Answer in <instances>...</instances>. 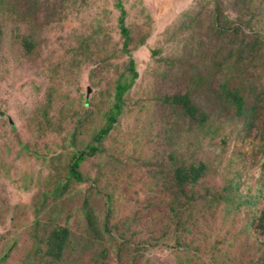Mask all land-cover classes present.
<instances>
[{
	"label": "rangeland",
	"instance_id": "1",
	"mask_svg": "<svg viewBox=\"0 0 264 264\" xmlns=\"http://www.w3.org/2000/svg\"><path fill=\"white\" fill-rule=\"evenodd\" d=\"M247 1L120 0L124 50L117 0H0V264H264V0ZM215 6L239 26L222 33ZM223 85L253 90L255 113L236 117ZM183 95L204 124L166 101ZM93 145L76 181L71 156Z\"/></svg>",
	"mask_w": 264,
	"mask_h": 264
},
{
	"label": "trees",
	"instance_id": "2",
	"mask_svg": "<svg viewBox=\"0 0 264 264\" xmlns=\"http://www.w3.org/2000/svg\"><path fill=\"white\" fill-rule=\"evenodd\" d=\"M247 2L253 3V0H249ZM117 8L119 9V13H120V16L118 18V27L121 36L124 39L123 46L125 50L127 46L129 32L128 29L124 26L125 11L122 8L120 0H117ZM214 9H215L214 23L215 26H218L217 28L222 33H226L225 31L235 30L239 26L238 23L235 24L234 21L230 22V25H228L229 24L228 21H225V26H222L220 24L222 20L219 19L218 16V12L220 8L215 6ZM1 35H2V30L0 25V38ZM244 43L245 42H243L236 48L237 53L241 54L242 52L244 53L247 50L248 48L247 43L243 45ZM249 43H251L252 45L251 47H249L250 50L252 47L256 46L255 44H259L258 40L254 41V43L253 42H249ZM22 45L23 47H25L26 50H29L30 44L28 40L24 39ZM241 46L244 48H242ZM126 66L129 76L125 77V79L121 77L119 80H117L115 84L114 92H113V103L106 115L105 125L102 128H100L94 136V141L97 144H99L102 138L106 136L113 128V125L117 121V117H119V115L121 114L123 97L125 93L130 90L131 86L134 84V81L138 76L133 59L129 58ZM220 89L222 91V93L220 94L222 95L221 96L219 95V97H222L227 101V103H229L232 107H234L236 117H245L244 115L246 113H252V112L255 113L256 111L255 105H257L256 103L257 97H256V93L255 94L251 93L253 90H250V94L246 96L244 93V88L237 87L236 85L229 88L227 85H223L220 87ZM166 101L179 105L182 108L185 115L188 116L191 120L200 124L205 123V115L199 111L198 107L191 101L188 95L174 96L171 99L168 98ZM248 101H250L251 104L248 105ZM97 150L98 147L96 145H93V146H89L87 150H82L74 153L71 156L69 162V172H68L69 176L75 179L76 181L80 182L82 180V176L78 171L79 165L83 160H85L86 157L93 156L97 152ZM205 170H206V166L202 163H199L197 166L190 165L187 168L180 167L176 169L174 179L176 181L177 186H181L183 184H194L202 177ZM259 214L260 215L257 221V228L259 230H262V234L264 235V205ZM63 236H60L57 232L53 231V233L50 235L47 241L48 253L53 255L52 252H54V257H59L61 253V250L63 248V243L65 240Z\"/></svg>",
	"mask_w": 264,
	"mask_h": 264
}]
</instances>
